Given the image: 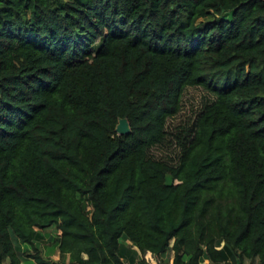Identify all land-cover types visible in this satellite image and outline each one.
I'll return each mask as SVG.
<instances>
[{
  "label": "trees",
  "instance_id": "1",
  "mask_svg": "<svg viewBox=\"0 0 264 264\" xmlns=\"http://www.w3.org/2000/svg\"><path fill=\"white\" fill-rule=\"evenodd\" d=\"M184 86L211 96L154 157ZM12 238L34 264H264V0H0V264Z\"/></svg>",
  "mask_w": 264,
  "mask_h": 264
},
{
  "label": "rangeland",
  "instance_id": "2",
  "mask_svg": "<svg viewBox=\"0 0 264 264\" xmlns=\"http://www.w3.org/2000/svg\"><path fill=\"white\" fill-rule=\"evenodd\" d=\"M98 42V41H97ZM94 43L93 46H96ZM211 95L199 86H184L177 98V105L175 112L166 118L165 121V141L163 144L152 146L149 153L158 158L168 159V156L173 157L176 151L175 135H178L181 129L191 124L194 116L200 110L202 103ZM40 239L36 241V247L41 256L50 259H57L58 252L54 246V238L56 230L54 227H47L43 231ZM14 247L18 252H21L22 264H34L29 256L23 254H30L34 252L32 247L19 243L16 238H12ZM220 244V243H219ZM147 262V254H141ZM155 260V257L151 254ZM202 264H222V263H204ZM242 264H258L257 259H244Z\"/></svg>",
  "mask_w": 264,
  "mask_h": 264
},
{
  "label": "water",
  "instance_id": "3",
  "mask_svg": "<svg viewBox=\"0 0 264 264\" xmlns=\"http://www.w3.org/2000/svg\"><path fill=\"white\" fill-rule=\"evenodd\" d=\"M116 133H125L128 131V124L125 118H118L114 127Z\"/></svg>",
  "mask_w": 264,
  "mask_h": 264
},
{
  "label": "crops",
  "instance_id": "4",
  "mask_svg": "<svg viewBox=\"0 0 264 264\" xmlns=\"http://www.w3.org/2000/svg\"><path fill=\"white\" fill-rule=\"evenodd\" d=\"M169 260H170V255H169ZM205 263V262H204ZM202 264V263H201Z\"/></svg>",
  "mask_w": 264,
  "mask_h": 264
}]
</instances>
